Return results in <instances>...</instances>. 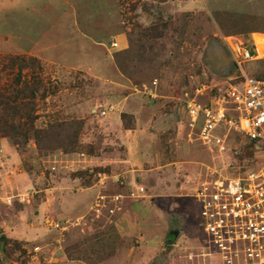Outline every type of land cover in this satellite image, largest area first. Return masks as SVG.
<instances>
[{"label": "rangeland", "instance_id": "rangeland-1", "mask_svg": "<svg viewBox=\"0 0 264 264\" xmlns=\"http://www.w3.org/2000/svg\"><path fill=\"white\" fill-rule=\"evenodd\" d=\"M244 78L264 84V0H0V264H221L196 190L264 151L203 146L184 99Z\"/></svg>", "mask_w": 264, "mask_h": 264}, {"label": "built area", "instance_id": "built-area-1", "mask_svg": "<svg viewBox=\"0 0 264 264\" xmlns=\"http://www.w3.org/2000/svg\"><path fill=\"white\" fill-rule=\"evenodd\" d=\"M237 65L255 59L250 49L232 38ZM117 44H111L116 47ZM156 82L145 87L154 97ZM203 90L185 93L184 105L190 126L198 129L205 147L223 153L231 132L246 137L264 151V84L244 78L230 86L226 96L202 100ZM203 232L221 264H264V166L231 177L204 183L196 190ZM58 227V225H56Z\"/></svg>", "mask_w": 264, "mask_h": 264}, {"label": "trees", "instance_id": "trees-1", "mask_svg": "<svg viewBox=\"0 0 264 264\" xmlns=\"http://www.w3.org/2000/svg\"><path fill=\"white\" fill-rule=\"evenodd\" d=\"M249 49H250V51L253 53V54H255L254 53V50H253V47L251 46V47H249ZM1 99V98H0ZM3 100H0V107H4V109L7 111H11V112H8V113H12L11 115H13L14 113H17L16 111H17V107H16V103L14 102V100H13V102L12 103H10L11 101H8V102H6V101H3ZM15 103V104H14ZM5 114H7V113H5ZM8 116H10L9 114H8ZM4 120H6L7 121V118H3ZM6 121H4V122H6Z\"/></svg>", "mask_w": 264, "mask_h": 264}]
</instances>
